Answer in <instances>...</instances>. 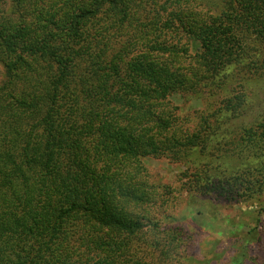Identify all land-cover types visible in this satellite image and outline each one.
Here are the masks:
<instances>
[{"label":"trees","instance_id":"16d2710c","mask_svg":"<svg viewBox=\"0 0 264 264\" xmlns=\"http://www.w3.org/2000/svg\"><path fill=\"white\" fill-rule=\"evenodd\" d=\"M226 81L264 84V0H0V264H156L145 161L195 170ZM206 90L214 128L179 112Z\"/></svg>","mask_w":264,"mask_h":264},{"label":"rangeland","instance_id":"374dc122","mask_svg":"<svg viewBox=\"0 0 264 264\" xmlns=\"http://www.w3.org/2000/svg\"><path fill=\"white\" fill-rule=\"evenodd\" d=\"M231 84L225 82L228 94L220 99L229 96L228 109L244 106L241 120L233 124L225 118L224 141L214 137L204 155L193 154L195 170L186 171L166 158L145 161L160 195L164 187L170 192L148 208L158 228L143 239L154 241L148 251L158 256L156 264H264V84L247 81L239 95L232 93L237 87ZM219 103L206 90L193 99L191 109L183 106L179 112L194 120L192 126L201 118L206 128H214L215 121L228 114ZM226 141L232 153L220 156L216 148ZM210 167L227 177L207 189L201 187L200 174ZM192 172L197 174L194 181ZM251 184H256L255 194L238 193Z\"/></svg>","mask_w":264,"mask_h":264}]
</instances>
